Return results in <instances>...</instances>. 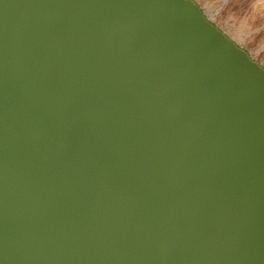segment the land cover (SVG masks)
Listing matches in <instances>:
<instances>
[{"label": "water", "instance_id": "1", "mask_svg": "<svg viewBox=\"0 0 264 264\" xmlns=\"http://www.w3.org/2000/svg\"><path fill=\"white\" fill-rule=\"evenodd\" d=\"M0 264H264V66L194 0H0Z\"/></svg>", "mask_w": 264, "mask_h": 264}, {"label": "rangeland", "instance_id": "2", "mask_svg": "<svg viewBox=\"0 0 264 264\" xmlns=\"http://www.w3.org/2000/svg\"><path fill=\"white\" fill-rule=\"evenodd\" d=\"M204 14L264 66V0H194Z\"/></svg>", "mask_w": 264, "mask_h": 264}]
</instances>
